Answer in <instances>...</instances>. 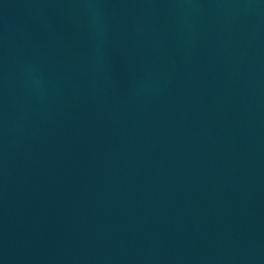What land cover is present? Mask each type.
I'll return each instance as SVG.
<instances>
[{"label":"water","instance_id":"1","mask_svg":"<svg viewBox=\"0 0 264 264\" xmlns=\"http://www.w3.org/2000/svg\"><path fill=\"white\" fill-rule=\"evenodd\" d=\"M0 264H264V0H0Z\"/></svg>","mask_w":264,"mask_h":264}]
</instances>
